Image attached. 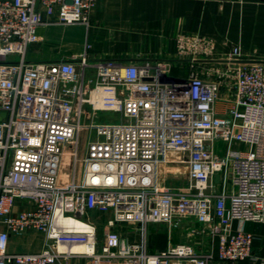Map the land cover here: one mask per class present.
Wrapping results in <instances>:
<instances>
[{"label":"built area","instance_id":"obj_1","mask_svg":"<svg viewBox=\"0 0 264 264\" xmlns=\"http://www.w3.org/2000/svg\"><path fill=\"white\" fill-rule=\"evenodd\" d=\"M95 4L0 0V264H208L213 253L187 243L148 250L150 223L184 217L219 237L218 259L250 258L253 234L230 225L264 223V63L233 62L243 58L238 46L218 56L213 38L190 33L176 35L172 59L91 61L86 52L59 61L26 58L42 14L49 23L87 26ZM219 101L227 102L225 116ZM98 111L119 120L96 122ZM216 139L247 149L220 156ZM69 144L71 177L59 182ZM170 156L186 167L183 188L158 182L157 166ZM227 181L232 189L217 192ZM92 212L109 213L102 230ZM125 224L136 227V239L114 229ZM28 232L42 239L40 249H9L12 235Z\"/></svg>","mask_w":264,"mask_h":264},{"label":"crops","instance_id":"obj_2","mask_svg":"<svg viewBox=\"0 0 264 264\" xmlns=\"http://www.w3.org/2000/svg\"><path fill=\"white\" fill-rule=\"evenodd\" d=\"M42 18L45 22L37 28L39 40L30 44L26 52L29 61L66 60L83 52L91 61L102 57L133 63L172 59L179 33L213 38L218 56L238 46L243 52L242 59L264 60V0H96L87 26L49 23L45 14ZM173 71H177L176 67ZM216 107L220 116L227 114V102L219 101ZM228 148L245 151L247 146L220 139L213 142L217 155L223 156ZM173 159L170 156V161L157 166L158 182L175 189L183 188L188 185L186 167ZM76 177L81 178L80 169ZM231 189L229 181L216 185L217 192ZM108 214L92 212L91 218L99 229L102 230L103 218ZM230 228L253 234L250 258L236 262L218 259L219 237L209 233L194 217L179 218L171 224L150 223L147 247L155 252L173 243H187L197 252L211 251L214 258L208 264H264V223L233 220ZM114 229L130 239L138 237L133 224L118 225ZM21 237L22 234L11 236L10 250L31 251L41 247L38 244L34 249L28 248L30 245L23 247ZM33 237L38 238L35 234ZM67 264H85V260L74 258Z\"/></svg>","mask_w":264,"mask_h":264},{"label":"rangeland","instance_id":"obj_3","mask_svg":"<svg viewBox=\"0 0 264 264\" xmlns=\"http://www.w3.org/2000/svg\"><path fill=\"white\" fill-rule=\"evenodd\" d=\"M93 116L96 122L98 121L112 122V121L119 120V115L111 111H98ZM90 117H91V113L89 112L88 109H85V113L81 121L82 124H84V126L89 125ZM87 138H88V132L87 130H85V127H84L81 129V132H80V141H79V146L81 149L79 152L80 155H82L83 153V149H84L83 144H85ZM72 154H73V146L69 144L63 149V155H62V159H61L60 166H59V182L67 181L71 177ZM32 234L34 235L35 233L28 232V233L22 234L23 237H21L22 238L20 242L21 245L24 244L25 246L23 247H26V245H30L28 248L31 247L33 249L35 245L37 244L42 247V241H41L42 239H40L37 234L35 235L38 236V238L33 237ZM173 244H176V243H173ZM31 251H35V250H31Z\"/></svg>","mask_w":264,"mask_h":264},{"label":"water","instance_id":"obj_4","mask_svg":"<svg viewBox=\"0 0 264 264\" xmlns=\"http://www.w3.org/2000/svg\"><path fill=\"white\" fill-rule=\"evenodd\" d=\"M233 62L236 63H264V60H248V59H236ZM219 175L215 176V180L218 181Z\"/></svg>","mask_w":264,"mask_h":264},{"label":"bare ground","instance_id":"obj_5","mask_svg":"<svg viewBox=\"0 0 264 264\" xmlns=\"http://www.w3.org/2000/svg\"><path fill=\"white\" fill-rule=\"evenodd\" d=\"M94 180H98V178L97 177H95V179Z\"/></svg>","mask_w":264,"mask_h":264}]
</instances>
